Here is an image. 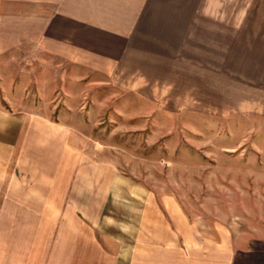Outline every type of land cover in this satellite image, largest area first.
I'll list each match as a JSON object with an SVG mask.
<instances>
[{
    "label": "rangeland",
    "instance_id": "1",
    "mask_svg": "<svg viewBox=\"0 0 264 264\" xmlns=\"http://www.w3.org/2000/svg\"><path fill=\"white\" fill-rule=\"evenodd\" d=\"M192 5L223 27H237L247 12L250 28H264V0ZM217 11L223 20L213 18ZM194 34L228 37L200 29ZM216 52L185 51L183 63L193 71L169 75L144 61L93 68L66 60L56 76L51 67H19L14 53L6 56L10 65L0 66L3 111H39L64 126L43 170L53 176L49 182L82 189L74 197L91 205L83 214L95 219L97 239L108 250L135 255L139 228L151 225L143 222L144 214L161 239L174 235L179 264H232L236 252L263 253L264 83L244 81L230 90L202 73L215 68L199 58L212 64L210 53ZM76 92L79 99L67 98ZM55 103L64 107L55 109ZM54 110L60 113L49 114ZM26 149L32 157L31 146ZM30 164L24 169L36 170ZM15 165L10 170L23 169Z\"/></svg>",
    "mask_w": 264,
    "mask_h": 264
},
{
    "label": "crops",
    "instance_id": "2",
    "mask_svg": "<svg viewBox=\"0 0 264 264\" xmlns=\"http://www.w3.org/2000/svg\"><path fill=\"white\" fill-rule=\"evenodd\" d=\"M192 4L193 0H0V66L10 65L6 56L14 53L19 67H51L56 76L63 73L60 68L68 65L66 60L93 68L132 61L138 66L144 61L169 75L193 71L192 65L183 63L188 59L185 51L214 49L217 52L210 55L216 62L199 59L201 65L215 69L203 68L202 73L211 74L230 90L244 81L264 83V28H250L247 12L240 15L237 27H223L221 20L208 19L210 13ZM218 12L213 13L217 20L223 18ZM198 29L207 36L228 37L193 35ZM79 95L67 98L74 101ZM49 98L53 104L54 97ZM24 109L10 113L0 108V264H179L182 258H178L174 235L161 239L154 221L144 214L143 222L151 225L139 228L135 255L103 246L97 239L95 219L89 212L83 214L91 205L74 197L82 189L49 182L53 176L43 170L55 155L64 126L42 117L43 112ZM55 113L60 111L49 112ZM32 160L36 170L24 169L32 166ZM17 163L23 169L10 170ZM28 179L42 184L29 185ZM262 252L248 251L242 255L246 260L236 252L232 264H264Z\"/></svg>",
    "mask_w": 264,
    "mask_h": 264
}]
</instances>
